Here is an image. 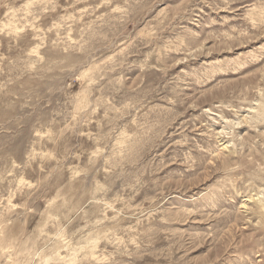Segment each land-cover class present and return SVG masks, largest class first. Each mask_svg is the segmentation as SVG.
<instances>
[{
    "label": "rangeland",
    "instance_id": "obj_1",
    "mask_svg": "<svg viewBox=\"0 0 264 264\" xmlns=\"http://www.w3.org/2000/svg\"><path fill=\"white\" fill-rule=\"evenodd\" d=\"M0 264H264V0H0Z\"/></svg>",
    "mask_w": 264,
    "mask_h": 264
}]
</instances>
